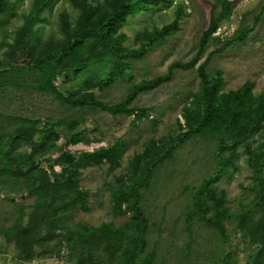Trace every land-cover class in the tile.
<instances>
[{
	"label": "trees",
	"instance_id": "16d2710c",
	"mask_svg": "<svg viewBox=\"0 0 264 264\" xmlns=\"http://www.w3.org/2000/svg\"><path fill=\"white\" fill-rule=\"evenodd\" d=\"M55 1L33 0L23 22L9 38L4 35L0 91L8 84L21 85L17 81L21 76H31L38 89L52 92L68 106H89L141 119L150 110L134 104L141 91L169 81L175 68L195 66L210 40L221 42L215 51L222 52L235 40H245L250 31L241 28L225 41L215 34L232 9V0H217L221 7L212 13L191 60L171 63L165 74L133 81L121 101L107 103L93 88L110 86L129 70L130 60L145 57L172 36L180 26L184 5L178 4L168 23L143 26L135 35L136 44L129 45L123 27L130 18L173 0H71L77 13L71 15L63 8L59 12L60 34L43 38L39 24ZM15 9V1L0 0V19ZM208 61L209 57L198 65L200 86L183 107L184 123L179 122L178 132L151 138L130 158L127 170L107 183L114 215H129L120 224L110 221L93 225L82 220L69 224L64 218L75 207L90 209V192L80 185L83 169L103 162L112 167L120 165L126 142L118 139L93 150L73 152L59 144L63 136L60 127L66 131L69 144L89 143L93 140L90 130L80 117L40 124V120L16 116L15 124L10 125L9 119L0 122V190L5 186L11 193L35 197L29 205L19 204L13 222L0 225V236L14 244L19 260L27 263L66 252L70 264H155L156 250H147L149 216L142 204L143 189L151 186L156 171L178 145L201 136L214 141L217 170L194 190L188 222L202 221L226 238V222L234 221L242 240L256 248L245 264H264V91L254 92L250 79L237 88L223 89V71L208 69ZM59 78L62 81L56 84ZM56 151L58 154L47 158L49 164L45 166L41 158ZM242 152L251 171L246 189L253 198L233 210L216 181L230 165L238 168L235 160ZM229 260L227 257L225 263L231 264Z\"/></svg>",
	"mask_w": 264,
	"mask_h": 264
},
{
	"label": "rangeland",
	"instance_id": "374dc122",
	"mask_svg": "<svg viewBox=\"0 0 264 264\" xmlns=\"http://www.w3.org/2000/svg\"><path fill=\"white\" fill-rule=\"evenodd\" d=\"M13 1L16 9L0 19V55L5 48L2 45L4 35L9 38L13 34L33 2ZM180 3L185 10L175 33L145 57L130 60L129 70L110 86L104 89L94 87L100 99L107 103L119 102L133 81L165 74L171 63L187 62L196 55L200 37L209 25L212 13L221 7L217 0H173L169 5L161 4L141 11L123 27L129 36L126 43L135 45V35L143 26L152 28L171 21ZM63 8L68 9L71 15L77 13L71 0H56L53 8L44 12L45 19L39 24L43 38L60 34L59 12ZM244 27L250 28L245 40H235L222 52L215 51L221 42L210 40L195 66L175 68L169 81L141 91L134 104L150 108L148 116L141 119L135 120L133 114L113 115L89 106H68L52 92L38 89L31 76H21L17 79L21 85L8 84L0 91V122L9 119L10 125L15 124L17 121L13 117L16 116L31 117L40 120V124L75 117L84 119L93 140L69 144L65 140L66 131L60 127L63 136L59 144L64 149L80 152L109 145L118 139L126 142L120 165L112 167L109 162H103L83 169L80 185L90 192V209L73 208L64 218L67 223L82 220L93 225L110 221L120 224L128 219V214L114 215L107 183L127 170L130 158L141 151L151 138L159 139L178 132L179 122L184 123L183 107L200 86L198 65L207 57L208 69L223 71V89L237 88L250 79L254 92L264 91V0H232L231 12L221 21L215 34L225 41L235 37L236 31ZM61 81L62 78L57 79L56 84ZM62 89L67 90V87L62 86ZM214 146L211 137L188 138L158 168L151 186L143 189L142 204L149 216L147 250H156L155 264H226L227 257L231 264L250 262L256 248L242 240L234 221L226 222L227 237L224 238L217 229L204 222L197 219L188 222L187 219L194 190L217 170ZM57 154V151L52 152L42 157L41 162L48 166L47 158L53 159ZM235 163L238 168L230 165L228 172L223 173L216 184L225 190L228 205L238 210L241 205L249 204L253 195L246 189L251 174L246 154L242 152ZM55 166L60 169V165ZM34 199V196L11 193L4 186L0 190V225L8 226L15 219L19 204L29 205ZM67 257L66 252L62 256L52 253L25 263L17 258L14 244L5 242L0 236V264H70Z\"/></svg>",
	"mask_w": 264,
	"mask_h": 264
}]
</instances>
